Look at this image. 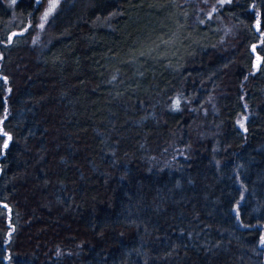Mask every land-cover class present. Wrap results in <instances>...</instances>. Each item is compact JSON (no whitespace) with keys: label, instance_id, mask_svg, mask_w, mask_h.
Segmentation results:
<instances>
[{"label":"trees","instance_id":"16d2710c","mask_svg":"<svg viewBox=\"0 0 264 264\" xmlns=\"http://www.w3.org/2000/svg\"><path fill=\"white\" fill-rule=\"evenodd\" d=\"M44 3L0 0V264H264V0H62L39 37Z\"/></svg>","mask_w":264,"mask_h":264},{"label":"rangeland","instance_id":"374dc122","mask_svg":"<svg viewBox=\"0 0 264 264\" xmlns=\"http://www.w3.org/2000/svg\"><path fill=\"white\" fill-rule=\"evenodd\" d=\"M9 4L11 6H13L15 4V2L17 0H8ZM40 4H42L43 2H45V7L43 9L42 15H41V22L39 25V37L43 36L44 34V30H45V26L46 23L48 22V20L50 19V17L57 11L60 2L62 0H37ZM52 5H55V7H52ZM46 17V18H45ZM244 120V118L240 119V123H242V121ZM6 141L8 143L9 141V137L7 136Z\"/></svg>","mask_w":264,"mask_h":264},{"label":"water","instance_id":"95a60500","mask_svg":"<svg viewBox=\"0 0 264 264\" xmlns=\"http://www.w3.org/2000/svg\"><path fill=\"white\" fill-rule=\"evenodd\" d=\"M254 67H255V68H258V67H259V65L256 63Z\"/></svg>","mask_w":264,"mask_h":264},{"label":"snow or ice","instance_id":"6c2138e0","mask_svg":"<svg viewBox=\"0 0 264 264\" xmlns=\"http://www.w3.org/2000/svg\"><path fill=\"white\" fill-rule=\"evenodd\" d=\"M52 7H55V5H52ZM46 18V17H45Z\"/></svg>","mask_w":264,"mask_h":264}]
</instances>
